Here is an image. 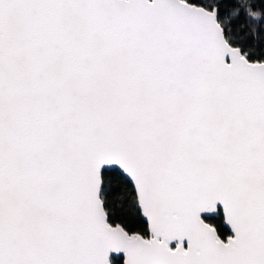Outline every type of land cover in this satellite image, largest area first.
<instances>
[{
    "label": "snow or ice",
    "instance_id": "obj_1",
    "mask_svg": "<svg viewBox=\"0 0 264 264\" xmlns=\"http://www.w3.org/2000/svg\"><path fill=\"white\" fill-rule=\"evenodd\" d=\"M0 264H264V0H0Z\"/></svg>",
    "mask_w": 264,
    "mask_h": 264
}]
</instances>
